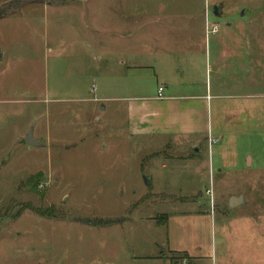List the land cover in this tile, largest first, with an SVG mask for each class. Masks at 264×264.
I'll list each match as a JSON object with an SVG mask.
<instances>
[{
    "label": "rangeland",
    "instance_id": "rangeland-1",
    "mask_svg": "<svg viewBox=\"0 0 264 264\" xmlns=\"http://www.w3.org/2000/svg\"><path fill=\"white\" fill-rule=\"evenodd\" d=\"M183 1L189 11L206 8L217 33L228 20L241 19L248 33L261 35L256 91L264 94V0H226V19L212 16L214 0H0V264H170L178 256V264H264V107L262 118L246 120L240 134L225 137L210 156L202 146L196 160L182 162L178 158L191 152L172 149L171 141L168 147L132 143L122 125H109L116 103L105 104L106 114L87 102L47 105L43 85L61 80L76 36L94 46L102 27L106 49L127 50V2L136 12L129 28L137 37V65L170 46L184 50V26L161 24L147 26L159 42L143 51L141 16ZM56 44L55 57L48 49ZM53 65H60L58 78ZM94 80H84L86 98L98 96ZM134 82L135 95L156 91L153 70L136 68ZM83 112L102 119L86 121ZM33 126L49 130L42 140L32 138L40 146L24 143L25 129ZM242 194L245 204L230 209L229 196ZM32 209L56 218H40ZM166 215L167 226L161 224ZM100 221L112 224L94 225Z\"/></svg>",
    "mask_w": 264,
    "mask_h": 264
},
{
    "label": "crops",
    "instance_id": "crops-1",
    "mask_svg": "<svg viewBox=\"0 0 264 264\" xmlns=\"http://www.w3.org/2000/svg\"><path fill=\"white\" fill-rule=\"evenodd\" d=\"M220 1L214 0L208 5V9H211L213 16L214 7L220 6L216 14L226 19L224 6L226 0ZM97 4L99 1H96ZM133 7L132 2L131 4L127 2L125 12L128 26L127 50L123 54H118L106 49L103 40L105 32L102 27L96 28L99 34H96L93 40L94 46L87 45L85 41L80 43V38L76 36V44L67 52L68 54L70 52V56L63 65L61 80H53L43 85L45 96L51 98L47 105H53L52 107L56 109L57 105L67 102H87L96 104L100 107L99 112L106 114L105 104L116 103L106 119L109 125H122L124 136L132 143L139 139L149 143H164V146L168 147V142L171 141L172 149L176 147L182 150H176L180 153L191 152L189 156L178 158L182 162L196 160L202 146H205L210 156L211 149L217 148L225 137L239 135L246 120L253 117L254 120L256 117L262 118L264 94L256 91V85H262L257 78V69H261V55L256 51V42L261 39V35L248 33L246 24L240 19L228 20L220 33L208 37L205 33V21L209 22L210 18L206 8L202 9L199 5L200 8L198 7V11L195 12L192 6L189 11V5L184 1L180 5L162 3L156 6L157 9H150L154 10L149 12L153 17L146 11L141 15L144 26L143 51L151 47L152 41L159 42L158 37L152 36V40L147 26L161 24L170 29H175L174 26L178 25L184 26L185 35L180 44L185 48L178 50L170 46L164 53L156 55L157 57L154 54L147 55L150 63L137 65L134 51L137 37L134 27L129 28L136 24V12ZM57 29L55 26V31ZM111 38L123 40L116 35ZM111 43L114 44L112 41ZM58 50L56 44L55 48L48 49V52L56 57ZM144 56L146 57V54ZM136 68L153 70L157 84L154 94L135 95ZM59 69L60 65H53L51 68L55 78L60 77ZM86 77L95 78L96 88L98 85L93 95L98 96L94 99L86 98L88 94L87 86L84 84ZM35 87L39 88V85ZM159 88L163 89L162 99H158ZM38 100L40 102V99ZM57 112L55 111V115ZM117 113L119 116H116ZM41 114L42 112H38L36 115L37 123L42 118ZM85 114L84 118H88L86 121L102 119L101 115L97 116L93 112ZM117 119L120 121L118 124ZM28 128L22 137H26ZM47 135L48 129L43 132V128L33 126L32 138L37 136L39 137L37 140H42ZM208 139L215 140L216 145L209 146ZM47 143L50 144V140ZM251 164V161L247 160L246 169L250 168ZM242 195L246 202L245 195ZM201 196L202 193L199 194V197ZM232 197L238 196L231 195L228 201ZM166 217L165 226L169 225L168 216ZM179 222L178 220L175 223Z\"/></svg>",
    "mask_w": 264,
    "mask_h": 264
},
{
    "label": "water",
    "instance_id": "water-1",
    "mask_svg": "<svg viewBox=\"0 0 264 264\" xmlns=\"http://www.w3.org/2000/svg\"><path fill=\"white\" fill-rule=\"evenodd\" d=\"M220 8V6H216L214 7V16L218 17V15L216 14V11ZM32 131H33V127H31L26 135V137L24 138V143L28 146H40L39 144L35 143L32 139ZM146 185H148V182H145ZM245 204L244 202V196L240 195L238 197H232L230 198L229 202H228V207L230 209H234L236 207H240L243 206Z\"/></svg>",
    "mask_w": 264,
    "mask_h": 264
},
{
    "label": "trees",
    "instance_id": "trees-1",
    "mask_svg": "<svg viewBox=\"0 0 264 264\" xmlns=\"http://www.w3.org/2000/svg\"><path fill=\"white\" fill-rule=\"evenodd\" d=\"M38 178H39V175L35 176L34 179L35 180H38ZM32 211H33V213H35L36 216H38L40 218H48V219L56 218L54 215H52V216L45 215V211H43V209H36V210L32 209ZM166 222H167V217L165 216L163 218V220L161 221V224H164L165 225ZM111 224H112L111 222H101V221L94 223L95 226H109ZM182 256L184 257L183 259H185V260H186V258H188V257H186V254L185 253H182ZM178 257L179 258H173V257L169 258V263L170 264H178V262L181 261L180 260L181 257L180 256H178Z\"/></svg>",
    "mask_w": 264,
    "mask_h": 264
},
{
    "label": "built area",
    "instance_id": "built-area-1",
    "mask_svg": "<svg viewBox=\"0 0 264 264\" xmlns=\"http://www.w3.org/2000/svg\"><path fill=\"white\" fill-rule=\"evenodd\" d=\"M218 25L214 24V23H209L207 20L205 21V33L206 35H215L218 32ZM163 89L159 88L158 89V99H162L161 93H162ZM216 141L212 140V139H208V145L209 146H214L216 145Z\"/></svg>",
    "mask_w": 264,
    "mask_h": 264
}]
</instances>
